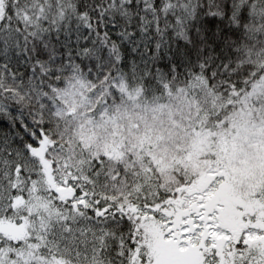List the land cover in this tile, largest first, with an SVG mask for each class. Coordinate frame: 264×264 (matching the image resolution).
Segmentation results:
<instances>
[{
    "label": "snow or ice",
    "instance_id": "1",
    "mask_svg": "<svg viewBox=\"0 0 264 264\" xmlns=\"http://www.w3.org/2000/svg\"><path fill=\"white\" fill-rule=\"evenodd\" d=\"M0 264H264V0H0Z\"/></svg>",
    "mask_w": 264,
    "mask_h": 264
}]
</instances>
